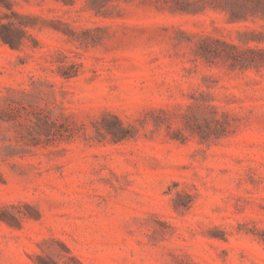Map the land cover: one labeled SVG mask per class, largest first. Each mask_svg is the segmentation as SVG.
<instances>
[{
  "label": "rangeland",
  "instance_id": "374dc122",
  "mask_svg": "<svg viewBox=\"0 0 264 264\" xmlns=\"http://www.w3.org/2000/svg\"><path fill=\"white\" fill-rule=\"evenodd\" d=\"M0 34V264H264V0H0Z\"/></svg>",
  "mask_w": 264,
  "mask_h": 264
},
{
  "label": "trees",
  "instance_id": "16d2710c",
  "mask_svg": "<svg viewBox=\"0 0 264 264\" xmlns=\"http://www.w3.org/2000/svg\"><path fill=\"white\" fill-rule=\"evenodd\" d=\"M1 36H2V38L5 40V41H7L8 43H11L10 42V40H9V38H5V36H3L2 34H0ZM233 47H235V46H233ZM120 124V123H119ZM109 131V130H108Z\"/></svg>",
  "mask_w": 264,
  "mask_h": 264
}]
</instances>
